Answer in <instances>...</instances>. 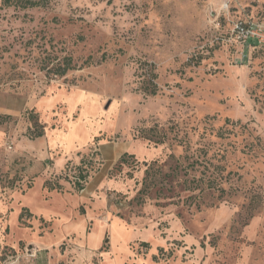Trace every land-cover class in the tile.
<instances>
[{"label":"rangeland","instance_id":"1","mask_svg":"<svg viewBox=\"0 0 264 264\" xmlns=\"http://www.w3.org/2000/svg\"><path fill=\"white\" fill-rule=\"evenodd\" d=\"M16 1L0 7V264H264V42L231 37L264 27V0ZM64 206L86 235L103 225L98 250L59 234Z\"/></svg>","mask_w":264,"mask_h":264},{"label":"crops","instance_id":"2","mask_svg":"<svg viewBox=\"0 0 264 264\" xmlns=\"http://www.w3.org/2000/svg\"><path fill=\"white\" fill-rule=\"evenodd\" d=\"M1 1V0H0ZM247 46V45H245ZM244 46V47H245ZM65 205V204H64ZM60 207V212L59 217H61V220L64 222L65 220H67V222L65 221L64 223L66 224L61 230H60V235L63 234H77L79 236H82L85 234V237L82 239H76V242H78L79 247H87L90 251V253L94 252L96 249H99V245H100V235L102 233V224L101 223H97L95 225V227L87 233L86 235V230H85V220L83 218H79L77 220V222L74 224H69V217H68V211L65 210V206L64 208ZM53 212V211H52ZM53 247V246H52ZM78 247V246H77ZM54 249V248H53ZM55 252V251H54ZM54 258L58 256V258H63L62 260L58 261L57 263L55 261H53V259L49 258L47 260L42 259V255L39 254L36 256L35 259H31L28 261H17V263L14 264H68L66 262V258L67 256L62 254V252H55L53 254ZM9 264H12V262H10ZM70 264H82V262H80L79 260L76 259V261L71 262ZM87 264V263H86ZM100 264H104V263H100Z\"/></svg>","mask_w":264,"mask_h":264},{"label":"built area","instance_id":"3","mask_svg":"<svg viewBox=\"0 0 264 264\" xmlns=\"http://www.w3.org/2000/svg\"><path fill=\"white\" fill-rule=\"evenodd\" d=\"M231 37L243 47L248 45L249 41L262 43L264 42V27L254 23L245 24L241 21H237L232 26ZM244 55L245 54L242 55V61Z\"/></svg>","mask_w":264,"mask_h":264},{"label":"trees","instance_id":"4","mask_svg":"<svg viewBox=\"0 0 264 264\" xmlns=\"http://www.w3.org/2000/svg\"><path fill=\"white\" fill-rule=\"evenodd\" d=\"M12 1H15V0H1L0 1V7H2V6H8V5H10L11 3H12ZM16 2H19L20 4H22V5H26V6H35V5H37L38 4V1H35V0H17ZM253 44H255V43H253ZM64 70V69H63ZM149 93H151V94H153L154 92H155V90L154 89H151L150 91H148ZM30 120H31V122H32V124H33V128H34V126H35V133L33 134V135H31L32 137H40V136H42L43 135V130L42 129H38L36 126V122H35V120H33V117H30ZM131 154H128L127 152H124L122 155H121V157L119 158V161H120V163H122V162H125L126 161V157L127 156H130ZM79 175H78V179H77V181H75L74 182V184H75V189H77V190H81L82 188H83V185H82V183H81V180H83V179H85V177H86V172L85 173H83V171L85 170V169H82V168H80L79 167ZM83 170V171H82ZM82 171V172H81ZM59 186L58 185H51V186H49V188L50 189H54V188H58ZM144 244H146V243H144Z\"/></svg>","mask_w":264,"mask_h":264}]
</instances>
